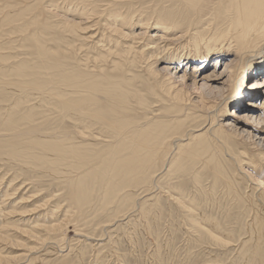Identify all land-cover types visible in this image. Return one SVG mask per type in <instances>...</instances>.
<instances>
[{"label":"rangeland","instance_id":"374dc122","mask_svg":"<svg viewBox=\"0 0 264 264\" xmlns=\"http://www.w3.org/2000/svg\"><path fill=\"white\" fill-rule=\"evenodd\" d=\"M33 1L0 0V56L6 57L4 60L0 59V231L4 233L0 238V258L9 264H264V237L252 240V235L256 234V224L260 223L264 227V140L240 136L233 129L246 125L241 122L245 112L239 110V107L245 93L254 91L252 84L258 76L246 77L245 80L239 78L237 90H232V93L235 91L231 95L232 99L236 96L233 103L220 104L223 112L208 135H213L212 141L216 148L211 150L213 155L210 157L209 154L202 163L199 159H187L182 154L179 156L178 151L173 148V154L168 156L169 167L165 163L166 159L158 157L153 183L147 186L150 194L136 180L128 186L124 185L119 194H107L102 184H92L89 186L91 194L87 199H70L72 192L69 188L62 190L61 187L65 185L59 180L65 174L64 171L51 170L58 168L52 164L46 169L41 168L40 161L32 158L31 154H26V150L20 145L8 144L15 132L6 131L5 128L7 122L18 125V132L26 131L33 125L37 128V136L62 141L66 136L73 140L76 138L77 123L64 119L60 105H56L57 97L46 103V96L30 92L33 95L28 99L26 94L17 92L16 87L30 83L35 77L36 80L55 77L60 71L55 62L65 56L62 51L68 46L73 49L67 50L70 54L67 55L69 69L83 65V61L90 58L92 62L83 70L88 72L96 66L99 74L100 69H104L100 76L105 74L126 83L124 90L128 93V108L132 110L122 114L124 116L116 114L118 119L110 114L111 119L106 120L108 123L119 124L128 119V122L130 120L135 123L130 127H138L142 123V107L135 95H141L146 100V105L151 103L157 106L159 101L153 95L154 90L162 97L158 104V114L162 115L159 116L163 128L167 132L177 131L178 125H182L180 121H184L179 135L186 144L192 133L210 126L205 118L206 111L195 108L198 107L199 98L197 94H190L193 104L183 106L184 111L176 113L181 106L171 104L169 96H165L161 87L164 86L165 89L173 84L177 90H181L182 83L178 78L168 77L164 72L158 75L155 71L168 64L167 58L170 55L183 52L184 49L186 52L190 50L189 40L193 32H188L189 28L181 29L177 26L164 31L163 27L155 26V19H162V23L169 21V24L173 20H179L185 26L189 22L185 15H188L190 7L186 5V0H86L98 10V14L93 19L78 15L76 20L93 22L87 24L88 27L95 25L94 33H90H97L93 39L90 34L70 36V29L65 25L64 18H73V11H82L77 10L78 3L82 0L76 6L71 5L72 0ZM66 9L70 11L66 12ZM116 10L127 16L126 22L118 25L120 30L117 28L123 31L126 39L119 44H112L111 52L118 56L113 57L101 47L109 40H121L120 35L111 31V26H103L108 17L112 16L110 13ZM132 15L136 18H131ZM140 18L142 22L146 21L138 23ZM129 19L131 23H127ZM110 21L108 23L113 25L112 17ZM41 30L44 32L41 33ZM128 35L131 36L127 37ZM163 35L167 39L160 40ZM84 37L91 40H85ZM99 40L104 42L94 49ZM133 41L135 47H142V53H133L128 58L123 54L122 47ZM155 42L154 46H158L157 48L148 50V47H144ZM45 52L49 56L41 57L40 54ZM100 53L102 55L98 56ZM216 57H210L204 74L209 75L215 71L221 73L224 70V65L220 62L218 68H215ZM231 59L228 57L227 60ZM156 60L160 61L157 65L154 63ZM113 62L119 64V70L114 68ZM22 66L26 72L17 73ZM188 70L191 74L192 67L189 66ZM36 72L39 73L28 77ZM8 82H11V86H8ZM3 83H7L4 84V89L1 86ZM191 84L192 82L189 83ZM230 93L231 90L226 95ZM263 101L264 93L262 104ZM108 102L101 96L99 106L103 105L108 110ZM186 112L191 114L189 118L185 115ZM29 115L33 121L30 124L25 119ZM249 118L252 125L248 127L264 130L263 123L253 124L255 119ZM227 123L232 125L225 126ZM99 126L95 128L98 129ZM205 132L206 130L194 133V136H201L199 143L206 142L207 137H202ZM113 138L108 139V145L116 142ZM90 139L89 143L94 145L92 137ZM105 146L107 147L106 143L93 146L99 150L97 156L92 157L93 161L101 162L106 156L100 153ZM100 174L103 176L105 172ZM108 177L104 175L105 180L110 178ZM23 185L27 186L25 190L21 189ZM169 185L175 190L179 188L178 192L188 200L185 202L186 206L179 205L166 195L167 189L166 192L164 189L170 188ZM29 188H32L31 191L44 189L46 195L34 201L28 200ZM59 188L62 191L57 192ZM8 191L10 195L6 196ZM52 193L59 194V203L72 207L71 218L47 240V233L42 226L49 225L50 222L45 221L44 211H40L41 208L38 207L49 200L46 196ZM125 195H131V204L124 202L122 197ZM189 211L203 217V228L192 221L195 214Z\"/></svg>","mask_w":264,"mask_h":264},{"label":"bare ground","instance_id":"6f19581e","mask_svg":"<svg viewBox=\"0 0 264 264\" xmlns=\"http://www.w3.org/2000/svg\"><path fill=\"white\" fill-rule=\"evenodd\" d=\"M35 1L38 0H34L33 2ZM78 1L79 0H75L73 2L72 0L71 5L76 6ZM65 2L71 1L65 0ZM78 5L79 7L77 6V10L82 9V11H73V15L71 14L73 18H64L65 25L70 29L68 30L70 36H87L92 32L94 33L93 26L95 25L88 27L87 24L93 23L92 21L83 23L80 20H76V16L81 15L82 17L93 19V16L98 14V10L92 6V3H88L86 0L79 1ZM186 5L190 7L189 12L187 13L188 15H185L186 19L189 21L187 25L183 26L184 24L179 20H173L172 23L169 24V21L162 23V19H158V22L155 19V26H161V28L163 27L165 29L164 31H170V29H173L175 26L181 29L189 28L188 32H193L192 35H190L189 40L190 50L186 52L184 49L183 52L170 55V57L167 58L168 60L165 59L168 61V64L163 65L162 69L156 70L155 72H157L158 75L159 73L162 74V72H164L168 77L172 76L175 77V79H180L183 86L181 90H177V87L173 84H169L168 87L165 88L166 90L164 89V86L161 87L165 96H169L172 102L171 104L174 106H181L177 108L176 113L179 114L183 112V106L193 104L194 100L190 98V94H197L196 96L199 98V103H197L198 107L195 108H201L206 111L205 118L210 123V126H206L202 130L195 131L200 132L206 130L204 136H202L207 137V140L204 143L198 142V139H200L201 136H194L195 132L190 135L191 139L186 144L183 143L185 140H183L179 134L182 126L184 125V121H180L182 125H178L177 131L174 130L173 132H167L163 128V122H161L162 115L158 114V104L160 103V99H162V97L154 90H152L153 95H155V99L159 101L157 106H153L151 103L146 105V100L141 95H135L142 107V123L138 122V127L132 126L137 127V129H132V127H130L133 124L135 125V123L130 120L128 122V119H124L126 121L122 120L123 122L121 121L119 124L108 123L106 120L111 119L110 114L117 117L116 114H127L132 110L131 108H128V93L124 90L126 83L124 84L120 80H115V78L105 74L100 76L103 74L104 69L101 68V72L99 74L97 71L98 67L96 68V66L94 67V70H89L88 72L83 70V68L86 69L87 64L92 62L90 58L84 60L83 65L78 66L77 68L75 67L69 69L68 63L70 62L68 61L67 55L70 54L67 53V50H71V48L68 46L66 50L62 51L65 56L60 59V61L58 60V62H55L58 68H60V71L55 75V77H42L38 80H36L37 77H35L31 79L30 83L28 82L21 86L17 85V92L26 94L28 99H30L33 95H31L30 92H36L34 93L36 95L41 94L42 97L46 96V103L48 100L51 102L54 97H57L56 105H60L64 119H70L77 123L76 138L73 140V138L69 139V136H66L62 141L56 139L46 140V138L44 139L42 136H37V128L33 125L26 131L18 132L16 131L18 130V125H14L12 122H7L5 128L6 131L15 132L13 139L9 141L8 144L20 145L22 149L26 150V154H31L32 158L40 161L39 166L41 168H45L49 164H52L57 165L58 168L51 170L58 171L62 169L64 171L65 174H62L63 177L59 180L61 184L65 185L61 187L62 190L69 188L72 192L69 196L70 199H87L91 194L89 186L92 184H102L101 186L106 190L107 194H113L114 192L117 194L121 191L124 185L128 186L136 180L142 184L143 187L148 189L147 186L153 183V177L156 174L155 165L158 157L166 159L165 163L167 164L168 156L173 154V148L178 151L177 154L179 156L182 154L187 159H199L201 163L206 157H208L209 154L211 157L213 155L211 154V150L213 151V149L216 148V144L212 141L213 135L210 137H208V135L213 130V127H215L221 113L223 112L221 111L222 108L220 104L223 102L226 105L229 102H232L236 97L234 96L232 99L231 95H234L233 93L237 90L236 86L239 78L245 80L246 77L251 78L250 76H258L254 84H252V87H255L254 91L252 90L253 92L245 93V96L242 99V104L239 107V110L245 112L241 122L246 125L244 127L237 126L233 129L240 136L243 135L248 138L264 140V130L248 127L249 125H252L250 124L251 121L248 120V117H250L249 119H255L253 124H264V113H262L264 112V103L262 104V93H264V0H186ZM43 7L45 6L43 5ZM69 11L70 10L66 9V12ZM204 13L206 15H204ZM111 14L112 16L110 17L113 18V25H111L112 22L110 21V17L106 14L109 19L104 22L103 26L104 28L111 26V31L120 35L121 40H109L108 42H105L106 44H103L101 49L106 53L109 52L108 55L110 54V56L118 57L117 55H113L111 52L112 44H119L126 37L125 34L122 33L123 31H119L120 29L118 28V25L125 23L127 16L119 10L113 11L110 15ZM131 18L135 19L136 17L132 15ZM109 21L111 24L108 23ZM137 22L141 24L144 23L141 18ZM127 23H131V20L129 19ZM149 24H151V22ZM117 28L119 30H117ZM43 32L44 31L41 30V33ZM96 34L90 35H92L94 39ZM186 35L187 34H185V36ZM130 36L131 35H128L127 37ZM136 36L138 35H135V37ZM154 37L157 36L154 34ZM84 38L85 40L90 39L88 37ZM164 39L167 38L166 36L164 38L163 35L160 40ZM160 40L157 39V41ZM66 42L65 45L67 44ZM101 42L104 41H96L94 49L100 47L98 45ZM156 43L157 42L148 43L144 47H148V50H152L158 47L154 46ZM125 44L126 45H123L122 47V52H124L123 54L128 56V58L133 56V53H142V47L139 46L138 48L134 46L135 41L131 44ZM40 55L44 58L49 56L47 52L41 53ZM101 55L102 53L98 54V56ZM214 56H217L215 68H218L217 66L220 62V64L224 65V70L221 73H216L215 71L209 75L204 74L207 69L206 66L208 65V60ZM0 57V59L4 60L5 56L1 55ZM228 57H231L232 59L227 60ZM158 60H156L157 62H154L156 65L160 63ZM96 61H94V63ZM113 64L116 70L120 69L119 64L115 62H113ZM189 66L192 67L191 74L188 70ZM23 71L26 72L22 66L18 68L17 73L22 74ZM38 73L29 74L28 77H32ZM261 76H263L261 80H258ZM188 82H192V84L189 85ZM201 83L203 84L200 85ZM4 84L7 83H3L1 85L2 89H4ZM10 84L11 82H8V86H11ZM50 89H52V91H50ZM226 90H231V93L226 95L228 92ZM232 90L235 91L232 93ZM198 94H200V96H198ZM101 96L105 97V99L109 101L108 110L103 105L99 106ZM84 108L87 109V113L84 112ZM92 109H94L93 112ZM185 115L187 118L191 116V114L187 112ZM25 119H27L29 124L30 122H33L32 116L30 115ZM116 119H118V117ZM231 125L232 123L225 124V126ZM97 126H99L98 129L100 128L99 130L95 128ZM112 136H114L115 139ZM91 137L94 140V145L98 146V144H107L105 149H102V151L100 150V153H102L101 155H103V153L106 155L101 162L98 157L99 162L93 161L92 157L94 155L97 156V152L99 150L94 149V145L89 143ZM110 138H113L116 142L114 144H111V142L110 145H108V139ZM214 138L217 137L214 136ZM94 159L96 160L95 157ZM93 162H97V164ZM167 167H169V163L167 164ZM103 171L105 172L104 175H108L110 177H108V180H105L104 175L102 176L100 174L103 173ZM100 175L102 178H100ZM103 178L105 181H103ZM99 180H101L100 183ZM169 187L170 188L164 189L165 192L167 189L166 195H168L170 199L177 201L179 205L182 206L184 204V206H186L185 202L188 200H186L178 192L179 188L175 190V188L171 185H169ZM25 188H27L25 185L21 187L23 190H25ZM30 189L32 188L27 190V194H30L28 200L34 201L39 197H43L44 194L46 195V191L44 189L34 190L33 188L34 191H31ZM61 189L59 188L57 192L62 191ZM149 191L150 190L148 189L146 192ZM9 195V191L6 192V196ZM59 197V194H49L46 196L49 200H46L44 204L38 207L39 209L41 208L40 211H44L45 221L50 222L49 225H45L44 227L42 226V229L47 233V240L50 238V235L55 234L62 229L64 224H66V222L71 218L70 209L72 207H68V205L63 204V202L59 203ZM122 198L124 202H130L131 204V195H125ZM52 207L53 209H51ZM189 212L195 214V212ZM202 218L203 217L201 215L197 216V214H195L192 221L198 223L200 228H203L201 226ZM211 225H213V222ZM255 230L256 234L252 235V240L256 241L261 239V237H264V227H261L260 223L256 224ZM3 234L4 233L0 231V238ZM211 235L216 237L214 233ZM0 264L9 263L0 258Z\"/></svg>","mask_w":264,"mask_h":264}]
</instances>
